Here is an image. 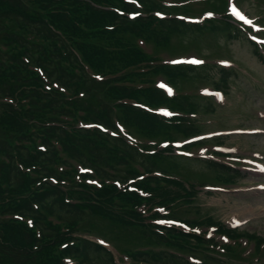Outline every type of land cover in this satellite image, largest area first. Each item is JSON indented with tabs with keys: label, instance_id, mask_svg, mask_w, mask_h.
Segmentation results:
<instances>
[{
	"label": "trees",
	"instance_id": "trees-1",
	"mask_svg": "<svg viewBox=\"0 0 264 264\" xmlns=\"http://www.w3.org/2000/svg\"><path fill=\"white\" fill-rule=\"evenodd\" d=\"M207 2L215 12L226 11L225 0ZM179 4L0 0V264H118L109 249L85 237L90 235L131 264H193L186 254H200V264H223L212 256L206 232L198 236L152 222L164 217L155 208L178 219L173 207L194 203L204 184L234 185L240 176L217 163H209L215 176L189 170L200 160L160 145L191 136L196 127L189 119L168 122L145 110L168 106L197 114L192 97L169 99L155 83L165 76L184 86L180 78L197 68L167 64L159 55L177 48L175 37H204L208 28L226 26L215 20L187 24L176 15L193 9ZM120 126L137 141L129 142ZM189 224H213L232 239L241 237L211 217ZM236 250L226 247L240 258Z\"/></svg>",
	"mask_w": 264,
	"mask_h": 264
},
{
	"label": "rangeland",
	"instance_id": "rangeland-1",
	"mask_svg": "<svg viewBox=\"0 0 264 264\" xmlns=\"http://www.w3.org/2000/svg\"><path fill=\"white\" fill-rule=\"evenodd\" d=\"M182 1L186 2L193 11L178 15L183 16L185 20L188 18L203 20L201 25H204V16L211 9L207 6L210 2H204V0H165V5L169 3L172 6L174 2H178L180 5L179 3ZM227 2L229 6L235 5L241 8L264 28V0H227ZM226 12L216 13L218 14L215 16L216 19H224V21L232 23L235 28L230 27V25L228 27L225 22H217L219 26L226 25L227 27L223 26L219 31L214 30L213 32L208 28L207 35L204 37H200L197 33H190L185 37H175L173 44L177 48H169L170 52L159 55L167 64L176 63V58L182 61L198 58L197 61L204 64H198L199 68L189 66L197 68L196 72L193 75L191 73L190 76L180 78V82L185 84L184 86L182 84L175 85L174 89L178 96H196L191 100L199 104L196 116L190 118V122L196 127V130L192 132L194 134L191 136L179 135L175 141L186 143L195 136H210L217 133L230 134L224 132L238 130L262 132L250 135L220 136L217 137L218 140L210 138L209 141L202 143L204 144L203 150L201 148L194 149L193 152L201 157L193 158L200 161L188 165L189 170L196 173H210L212 171L215 176L214 167L205 158L214 161L220 160L232 166L236 165L241 170L239 179L236 180L238 183L233 188H230L232 185H225L220 182L204 184L199 189L200 193L194 203L182 207L175 206L173 211L176 218L185 223L180 225L185 231L196 228L192 232L197 234L206 232L208 240L213 241L210 245L213 250L212 256L221 260L223 264H264L263 246L261 247L262 252L258 255L257 252H255L256 255L254 254L259 258L247 257L253 251V244L255 243L249 236H259L264 239V174L258 171L257 166L259 163L264 165V58L261 56L262 54L264 56V50L255 49L245 38L247 32L242 30L244 28L235 21L233 22L236 18L233 12H229V10ZM207 24L210 26V23ZM219 26L217 28H220ZM258 36L264 40V29ZM142 47L146 52H152L150 44H145ZM225 61H229L231 64L227 65ZM222 65L230 71L224 73ZM225 74L227 75V85L222 82V77ZM166 79L165 76L156 77V86L157 82L160 81L164 88L162 82H167ZM215 89L222 90L224 93L222 100L217 99L218 102L214 96V98L205 97ZM163 91L168 96V90L165 88ZM169 94L173 95V93ZM210 106L211 108H209ZM163 107H159L160 111L158 110L161 114ZM134 137L136 138L137 135ZM218 141L222 143L217 144ZM218 145L220 148L216 149L214 146L218 147ZM220 150L231 155L216 156L219 160L212 158L215 152H221ZM186 153L189 154V152ZM222 157H228L230 160ZM222 177L220 176V178ZM213 186L216 187L212 188ZM208 217H211L215 223L223 224L229 230H236L241 237L229 239L213 224H203V227L198 225L191 227L189 224L192 222L201 223ZM154 222L161 223L163 221L156 219ZM85 237L96 238L91 235ZM96 239L101 240L100 238ZM112 243L115 244L114 241ZM115 245L120 246L121 242L117 240ZM227 246L235 247L237 250L234 256L241 255V257L234 258L228 255ZM107 247L113 251V254L115 253L116 257L120 259L121 256L123 258V263L120 262L119 264H131V260L127 256L118 254L110 244H107ZM124 247L129 246L124 245ZM252 254L253 252L250 255ZM185 257L190 262H196L195 264H198L203 258L200 254H195V256L186 254Z\"/></svg>",
	"mask_w": 264,
	"mask_h": 264
},
{
	"label": "snow or ice",
	"instance_id": "snow-or-ice-1",
	"mask_svg": "<svg viewBox=\"0 0 264 264\" xmlns=\"http://www.w3.org/2000/svg\"><path fill=\"white\" fill-rule=\"evenodd\" d=\"M233 12L235 15H237L240 19H244V17L239 13V12H236L235 9H233ZM248 23H251V21H248ZM193 63H200L199 61H192ZM170 92V90H169Z\"/></svg>",
	"mask_w": 264,
	"mask_h": 264
}]
</instances>
